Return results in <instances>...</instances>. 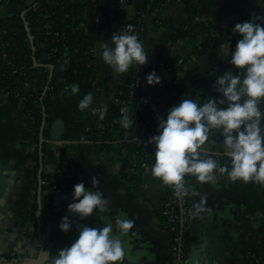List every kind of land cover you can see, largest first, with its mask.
Returning <instances> with one entry per match:
<instances>
[{"label": "crops", "instance_id": "crops-1", "mask_svg": "<svg viewBox=\"0 0 264 264\" xmlns=\"http://www.w3.org/2000/svg\"><path fill=\"white\" fill-rule=\"evenodd\" d=\"M192 1L216 35L215 40H220L216 45L203 47L199 35L172 39L189 16L182 0H168L162 6L152 0L138 31L150 54L144 66L155 69L161 77L156 85H148L144 78L145 96L152 102L154 112L165 118L166 110L175 104L169 68H178L176 76L183 85L185 98L218 95L212 90L216 75L226 69L237 71L227 59H221L222 46L230 41V47L234 48L240 38L239 34L231 33V27L250 18V13L264 17V0ZM17 10L15 6L2 5L0 14ZM127 10L128 16L115 21L94 43L99 70L96 85L87 91L94 95L93 107L112 100L124 77L102 60L99 45L129 22L134 6L128 5ZM82 96L73 95L68 88L55 95L43 168L46 172L61 171L63 177L58 187L41 193V183L29 155L34 147L30 144L35 134L33 118L26 114L20 101L0 96V257L8 264H46L45 250L48 255H55L60 248L70 245L77 236L75 224L65 233L58 227L60 219L67 214L73 185L83 180L89 187L96 176L100 179L99 189L109 197L112 212L107 217L94 215L80 222L92 226L117 214L126 216L134 224L124 237L126 256L122 264H166L170 245L157 215L162 184L151 169L139 181L127 178L120 167L122 152L98 151L88 142L90 110L81 111L77 107ZM221 142L219 132L210 130L204 148L223 152ZM187 184L189 237L184 264H248V253L263 254L264 185L233 181L227 174L218 173L206 182L188 174ZM35 202L37 208L33 210ZM41 205L44 206L40 209ZM72 219L79 220L76 216Z\"/></svg>", "mask_w": 264, "mask_h": 264}, {"label": "trees", "instance_id": "trees-1", "mask_svg": "<svg viewBox=\"0 0 264 264\" xmlns=\"http://www.w3.org/2000/svg\"><path fill=\"white\" fill-rule=\"evenodd\" d=\"M0 0L2 4L15 6L17 11L7 15L0 14V25L3 33L0 36V96H7L10 101H20L26 114L33 118L34 137L29 152L35 164L41 191L56 188L62 182L61 171L46 172L43 168L45 152L49 144L51 131V115L55 95L68 88L73 82L80 85V95L85 94L97 83L99 70L98 58L93 46L98 37L115 21L128 16L127 6H134V11L128 23L135 26L138 32L142 17L152 0ZM162 6L168 0H156ZM189 16L175 30L173 40L196 36L202 39L203 47H212L220 40L215 36L200 16L192 0H182ZM218 38V37H217ZM132 66L124 74L112 100L108 101L107 114L104 119L98 118V113L91 111L87 116V140L98 151H122L119 158L123 174L130 179L141 180L145 172L143 164L151 167L154 163L155 146L146 143L147 138L157 131V116L152 102L145 96L144 78L150 72L149 66ZM178 68L170 67L168 71L170 91L174 102L182 95L183 85L178 81ZM147 101V102H145ZM129 107L133 124L125 129L120 123V109ZM97 107V106H96ZM221 164L229 160L223 152L207 151ZM230 167V164H229ZM218 174H227L219 173ZM188 174L185 175L187 184ZM159 179V178H158ZM162 184L161 205L157 211L160 226L167 234L170 254L166 264H176L172 247L179 231L187 228L189 214H182L183 209H189L187 194L177 197L172 205L177 217L171 221L165 213L174 189ZM176 196V195H174ZM183 202V203H181ZM36 210L37 203L33 205ZM186 220L182 221L183 218ZM175 225V229L170 227ZM189 231L184 233L183 251L186 253ZM248 264H261L262 255L254 256L248 253ZM183 260L178 264H184Z\"/></svg>", "mask_w": 264, "mask_h": 264}, {"label": "clouds", "instance_id": "clouds-1", "mask_svg": "<svg viewBox=\"0 0 264 264\" xmlns=\"http://www.w3.org/2000/svg\"><path fill=\"white\" fill-rule=\"evenodd\" d=\"M264 17L250 13V18L236 22L231 33L239 34L235 47L230 41L222 46L221 59H227L237 71L226 69L216 75L212 90L218 95L200 98H180L166 110L165 117H157V131L146 143L155 146L151 174L174 189V195L188 193L185 175L191 174L200 182L212 181L215 173H227L229 179L252 181L264 185ZM99 55L116 73H126L130 67L146 65L149 52L131 23L111 33L110 39L100 43ZM160 75L153 69L145 76L148 85L159 84ZM68 89L80 93V85L73 82ZM92 92L83 94L77 107L90 110L99 119L107 114V105L93 107ZM147 102V101H145ZM120 123L127 129L133 124L129 107L120 109ZM222 137L223 155L229 160L221 164L204 148L210 130ZM215 143V141H211ZM230 164V167H229ZM100 179L93 176L91 186L83 180L73 185L67 214L62 216L59 229L69 232L75 224L77 236L48 255L46 264H122L125 241L134 221L115 215L102 224L90 226L80 221L94 215L112 212L109 197L99 189ZM44 205H41L40 209ZM38 214V213H37ZM73 216L79 218L74 221ZM0 264L8 261L0 257Z\"/></svg>", "mask_w": 264, "mask_h": 264}, {"label": "built area", "instance_id": "built-area-1", "mask_svg": "<svg viewBox=\"0 0 264 264\" xmlns=\"http://www.w3.org/2000/svg\"><path fill=\"white\" fill-rule=\"evenodd\" d=\"M120 2H121L122 5L124 4L123 0L120 1ZM2 5H4V6H8L7 4H2ZM1 28H2V27H1V25H0V36H1V34L4 32L3 29H1ZM136 33L138 34V32H136ZM138 37H139V35H138ZM139 38H140V37H139ZM155 114H156L157 117H158V116H160V117H164V116H162V115H159L158 113H155ZM87 130H88V126H87ZM143 167H144L145 171L151 169V167H150L149 165H147L146 163L143 164ZM176 201H177V196L172 195V197H171V199L169 200V202L166 203V210H165V213L169 214L170 217H172V218H171V221H172V222H175V221L177 220V217L174 215V213H173V208H172V205H173ZM181 203H183V202H181ZM183 204H184V203H183ZM187 213H188V209L185 207V208L183 209L182 214L185 215V214H187ZM184 220H186L185 217L183 218L182 221H184ZM170 229H171V230H174V229H175V225H172V226L170 227ZM187 229H188V226H187V228H183L181 231H179L178 235H177L176 238H175V245H173V247H172L173 258H174V262H175L176 264L180 263V262L183 260L184 256L186 257V253H184V251H183V247H184L183 236H184V233L187 231Z\"/></svg>", "mask_w": 264, "mask_h": 264}, {"label": "water", "instance_id": "water-1", "mask_svg": "<svg viewBox=\"0 0 264 264\" xmlns=\"http://www.w3.org/2000/svg\"><path fill=\"white\" fill-rule=\"evenodd\" d=\"M129 3H131V0H129ZM109 30H110V26H107L106 31H109ZM143 68H144V65H142L141 69ZM39 188H40V193H41V185Z\"/></svg>", "mask_w": 264, "mask_h": 264}, {"label": "rangeland", "instance_id": "rangeland-1", "mask_svg": "<svg viewBox=\"0 0 264 264\" xmlns=\"http://www.w3.org/2000/svg\"><path fill=\"white\" fill-rule=\"evenodd\" d=\"M120 152H122V151H120ZM122 154H123V153H120V156H122Z\"/></svg>", "mask_w": 264, "mask_h": 264}]
</instances>
